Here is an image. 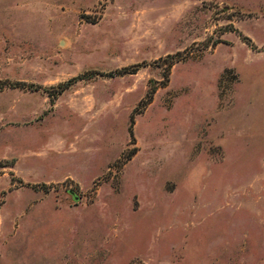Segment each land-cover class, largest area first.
<instances>
[{
  "label": "rangeland",
  "instance_id": "obj_1",
  "mask_svg": "<svg viewBox=\"0 0 264 264\" xmlns=\"http://www.w3.org/2000/svg\"><path fill=\"white\" fill-rule=\"evenodd\" d=\"M0 264H264V0H0Z\"/></svg>",
  "mask_w": 264,
  "mask_h": 264
},
{
  "label": "trees",
  "instance_id": "obj_2",
  "mask_svg": "<svg viewBox=\"0 0 264 264\" xmlns=\"http://www.w3.org/2000/svg\"><path fill=\"white\" fill-rule=\"evenodd\" d=\"M76 80H78V78H73V79L69 80L67 83L63 84V86H62V88H61L60 91H63L65 89H67ZM128 132H129L130 137H132V131H131V129H129Z\"/></svg>",
  "mask_w": 264,
  "mask_h": 264
}]
</instances>
